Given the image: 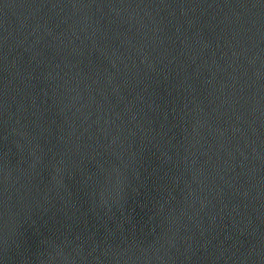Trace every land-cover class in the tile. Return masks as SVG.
Returning <instances> with one entry per match:
<instances>
[{
    "label": "water",
    "instance_id": "1",
    "mask_svg": "<svg viewBox=\"0 0 264 264\" xmlns=\"http://www.w3.org/2000/svg\"><path fill=\"white\" fill-rule=\"evenodd\" d=\"M0 264H264V0H0Z\"/></svg>",
    "mask_w": 264,
    "mask_h": 264
}]
</instances>
